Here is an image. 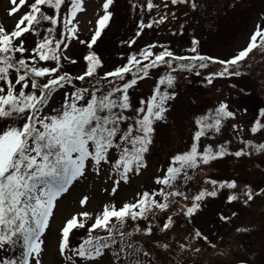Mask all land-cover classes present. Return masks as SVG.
Returning a JSON list of instances; mask_svg holds the SVG:
<instances>
[{
    "label": "snow or ice",
    "instance_id": "snow-or-ice-1",
    "mask_svg": "<svg viewBox=\"0 0 264 264\" xmlns=\"http://www.w3.org/2000/svg\"><path fill=\"white\" fill-rule=\"evenodd\" d=\"M10 2L9 17L21 8L27 11L19 15L11 31L0 25V253L5 254L0 257V264H42V237L50 227L54 209L74 182L86 175L89 167L98 176L104 165L109 166L115 177L113 194L121 181L128 183L130 173L139 175L147 167L146 154L154 143V125L166 120L168 102L176 98V93L169 91L177 79L173 73L207 69L211 62L221 68L203 76L209 85L216 78L240 76V63L246 61L253 50L264 53V27L256 25L247 46L229 59L199 54L196 39H192L191 46L186 49L191 55H177L164 45H159L161 50L156 52L154 49L158 45L150 43L129 54L126 63L100 75L103 63L91 50L108 25L109 6L113 0L103 3L104 14L97 20L90 40L79 39L74 22L77 14L84 11L83 0ZM181 5H190L193 10L198 7L195 0H159V3L145 0L141 16L145 11L151 14L155 10L158 18L152 17L148 22L141 18L135 36L140 37L144 29L159 27L170 17L175 18L172 8ZM25 35L37 38L31 49L25 46ZM73 40L89 49L83 56L85 69L76 76L63 71L64 61L78 62L66 54ZM126 43L131 48L136 40ZM160 69H164L163 74H158L150 96L140 99L139 106L133 107L130 90L138 86V81L148 78L151 70ZM195 74L200 76L201 72ZM74 81L87 86L77 87ZM61 90L64 91L60 105L50 107L54 95ZM259 117L248 129L252 136L264 133V110ZM235 118L234 111L223 101L214 110L198 116L190 148L174 155L162 176L156 177L154 182L160 186L158 190L139 193L135 202L124 203L119 208L114 204L105 205L94 218L87 211H81L67 219L58 242L59 254L66 257V264H76V257L81 264H94L106 250L111 251L113 264H152L151 260L139 259L141 253L149 256L147 251L128 242L132 233L123 230L127 221L147 219L148 214L156 210L164 213L169 210L173 198L188 200L189 197L179 190L178 182L181 178L185 182L192 179L189 169L195 170L227 155L240 158L264 153V142L251 140H241L243 147L237 151L230 152L227 141L218 144L215 151L212 145L199 150L202 137L212 139L214 134L221 132L225 121ZM232 130L245 131L236 125H232ZM204 183L212 185V189L199 190L190 197L191 205L183 210L185 217H191L205 197H216L218 189L237 188L235 181L206 179ZM165 188L170 190L165 191ZM262 193L264 189L253 193L249 188L242 194L246 201H251L254 194ZM237 199L235 194L227 197L229 203ZM87 202L88 197H83L79 201L81 208ZM220 219L227 218L221 216ZM89 220H92L90 225ZM172 224L173 218L168 216L160 231L166 233ZM85 228L86 237L73 247L70 233ZM97 229L107 235L93 236ZM153 234L151 226L143 232L147 237ZM201 238L207 241L200 231H195L193 239ZM162 247L167 249L168 245ZM195 250L200 251L199 248Z\"/></svg>",
    "mask_w": 264,
    "mask_h": 264
},
{
    "label": "rangeland",
    "instance_id": "rangeland-1",
    "mask_svg": "<svg viewBox=\"0 0 264 264\" xmlns=\"http://www.w3.org/2000/svg\"><path fill=\"white\" fill-rule=\"evenodd\" d=\"M104 2L105 0H83L84 11L78 13L74 21L77 24L79 39H91L97 20L104 14ZM154 2L159 3V0ZM195 2L198 5L196 10L190 5L172 8L175 18L170 17L159 27L144 29L142 35L136 37L137 24L141 18L145 22L152 17L158 18L156 11L153 10L151 14L145 11L142 17L141 8L145 0H113L109 6L111 18L108 25L102 30L91 50L103 63L101 71L107 72L121 66L126 63L129 54L138 52L150 43L158 45L154 49L156 52L161 50L159 45H164L177 55H191L186 49L191 46L192 39L199 41V54L220 60L229 59L247 46L256 25L264 27V0ZM133 4L136 5L135 8L132 7ZM11 7L10 0H0V23L8 31L13 29L19 15L26 9L21 8L20 12L9 17L8 11ZM36 39L33 35H25V46L31 49ZM132 39H135L136 43L129 48L126 42ZM88 51L86 45L79 44L77 40L71 41L66 54L78 62L71 64L64 61L63 71L72 76L82 74L85 69L83 56ZM245 63L242 75L236 78H216L211 85L207 84L203 76L216 70L212 67L208 68V73L204 72L200 76H197L194 70L173 73L177 79L174 88L169 91H174L176 98L168 102L166 120L154 125V143L146 154L147 167L142 169L139 175L130 174L128 183L121 181L114 194L112 187L115 177L111 174L109 166L104 165L98 176L89 167L86 175L74 182L54 209L50 227L42 237V264H66V257L59 254L58 242L60 230L71 216L87 211L94 218L105 205L114 204L119 208L122 203L135 200L139 193L155 190L154 179L162 176L173 155L190 148L192 133L196 130L195 119L214 110L219 102L229 104L236 118L225 121L221 132L214 134L212 139H201L200 151L208 143L217 145L224 143V140L231 141V151L243 147L241 140L264 142V133L252 136L248 131L254 120L260 118V111L264 110V53L260 50L253 51ZM163 71L164 69H160L151 72L148 78L138 81V86L130 90L133 107L139 106L140 99L150 96L158 74H163ZM76 82L78 87L87 86L81 81H74L75 85ZM63 91L54 95L50 107L60 105ZM232 125L245 131L234 132ZM230 157L231 159L227 157L201 165L198 169L201 177L211 176L218 181H235L237 188L232 189V194L237 195L238 199L227 203L229 192L222 190L218 199H207L201 204L191 222L193 221L203 237H207V241L202 238L192 240L193 251L188 252V255L176 256L175 264H264V193L254 194L251 201H246L242 194L249 188L253 193L264 189V153L242 156L240 159ZM85 196L88 197V202L81 208L79 201ZM184 201L185 199L182 203ZM185 203L190 205L191 202L188 199ZM221 216L227 219L221 220ZM91 222L92 220H89L88 225ZM237 229L242 230L238 232ZM154 231L161 232L160 225ZM169 232L176 237L178 243L184 242L185 235L177 226ZM103 233L97 229L92 235ZM86 235V228L74 229L70 233V243L73 242L71 245L77 246ZM77 239L80 240L76 241ZM197 248L200 251H196ZM3 255L5 254L0 253V257ZM75 259L76 264H81L78 257ZM94 264H113L111 252L106 250V254Z\"/></svg>",
    "mask_w": 264,
    "mask_h": 264
},
{
    "label": "trees",
    "instance_id": "trees-1",
    "mask_svg": "<svg viewBox=\"0 0 264 264\" xmlns=\"http://www.w3.org/2000/svg\"><path fill=\"white\" fill-rule=\"evenodd\" d=\"M244 65H246V63L242 65V68L244 67ZM230 143L231 142H228V144ZM188 175L191 176L192 179L185 182L181 178V180L178 182V187L180 191L184 192L185 195L189 197L190 202H191L190 197L197 194L199 190L212 189V185L204 183L206 179H211V178L201 177L200 170L198 169V167L195 170L189 169ZM224 189L225 188L218 189L217 196L214 198H217L219 196L220 191ZM164 190L169 191L170 189L165 188ZM212 198L213 197H205V199L199 203L201 204L206 199H212ZM156 199L159 200L160 197H156ZM183 199H184L183 197L173 198V202L170 204L169 210L164 213H161L158 210H156L149 213L147 219H140L137 221H132V220L127 221L123 230L132 233V236L130 238H127L128 242L132 243L138 248H143L144 251H147L149 253V256H144L143 253H141L139 256L140 260L142 261L151 260L152 264H175L176 262L175 259L177 258L176 256L183 254L188 255V252L193 251L192 240H194L193 237L195 231H198L199 229L193 224V221L191 222V220L199 209L191 217H185L183 215V210H186V207L190 206L191 203L190 205L188 203L186 204L185 202L187 200H185L182 203ZM168 216H172L173 218V224L170 229L177 226L178 229H180L185 235L184 242L178 243L176 237H174L173 234L169 232L170 229L166 233L154 231L155 228H157L159 225L161 227V225ZM115 223L116 222L114 221L113 224ZM149 226L152 227L154 233L153 236L151 237H147L143 235L144 230ZM137 229H139V232H137ZM106 235L107 233L104 234V236ZM116 236L118 239L119 234L117 233ZM189 241H191V243H189ZM164 244L168 245L167 249L162 247V245ZM181 244L184 245L183 249L180 248ZM114 247L118 248L119 245H115ZM170 252H173V254H171ZM135 258L136 257H132V259Z\"/></svg>",
    "mask_w": 264,
    "mask_h": 264
}]
</instances>
